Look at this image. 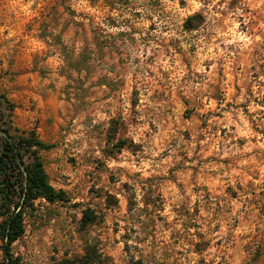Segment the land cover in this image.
<instances>
[{
	"label": "rangeland",
	"instance_id": "1",
	"mask_svg": "<svg viewBox=\"0 0 264 264\" xmlns=\"http://www.w3.org/2000/svg\"><path fill=\"white\" fill-rule=\"evenodd\" d=\"M0 96L66 194L24 264H264V0H0Z\"/></svg>",
	"mask_w": 264,
	"mask_h": 264
},
{
	"label": "trees",
	"instance_id": "2",
	"mask_svg": "<svg viewBox=\"0 0 264 264\" xmlns=\"http://www.w3.org/2000/svg\"><path fill=\"white\" fill-rule=\"evenodd\" d=\"M12 106L0 96V264H24L13 255L12 245L23 236L24 216L37 200L50 204L66 201L65 192L55 190L48 182L41 160V152L51 145L32 132H12L9 120ZM91 218L88 213L83 214L87 222ZM58 264L76 263L64 260Z\"/></svg>",
	"mask_w": 264,
	"mask_h": 264
}]
</instances>
